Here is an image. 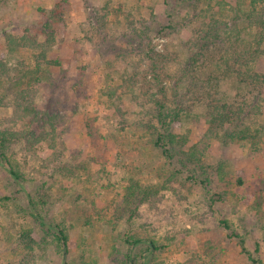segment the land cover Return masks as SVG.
Listing matches in <instances>:
<instances>
[{"label":"rangeland","instance_id":"rangeland-1","mask_svg":"<svg viewBox=\"0 0 264 264\" xmlns=\"http://www.w3.org/2000/svg\"><path fill=\"white\" fill-rule=\"evenodd\" d=\"M105 1L0 0V130L5 133L24 132L29 126L25 119L17 121L21 112L17 94L27 89L21 78L26 71L34 69L38 51L21 47V39L32 37L39 44L43 43L46 36L42 26L50 21L48 13L58 6L57 17L50 21L54 43L47 52V60L58 61L60 66L46 67L41 78L43 83L31 99L37 111L57 119L51 120L55 131L50 133L46 122L30 128L37 137L44 132L50 135L54 147L49 146V137L39 143H34L32 137L27 143L14 142L11 150L16 162L33 181L28 186L30 190L34 191L42 181L53 186L49 208L69 226L67 260L70 264H110L108 253L112 244L106 245L104 239L112 240L116 233L134 227L139 232L141 219H132L131 223L122 221L112 231L105 217L98 218V212H109L107 203L130 177L153 185L172 178L174 190L164 192L162 213L148 220L154 231L147 232L156 240L165 243V236L173 237L165 250L156 254L158 264H185L192 252L205 264H247L235 241H229L219 226L222 218L247 239L250 251L257 243L260 257L264 259V218L258 219L251 208L258 186L264 180V144H260L261 151L253 153L250 145L239 147L212 142L205 156L206 165L215 168L224 163L227 174L233 179L241 178L243 184L232 189L235 197L227 196V200L216 204L214 212L210 213L204 205L207 197L204 190L186 180L192 175L185 171L176 174L158 152L136 151L142 141H136L135 136L140 135V131L133 128L139 121L137 103L143 104L150 95L160 96L158 87L151 86L153 67L148 57L160 68V87L166 91L170 106L173 89L178 96H185L193 78L201 83L209 77L204 68L203 76L189 74L186 61L193 56L192 45L211 15L218 17L222 9L223 14L217 21L227 24L228 28L235 27L242 36L248 33L246 21L230 9L235 8V1L111 0L112 10L116 12L101 21L99 18L105 13L99 9ZM126 14L131 15L130 21H126ZM169 25L173 31L160 35L156 32ZM217 32L221 37L225 34L221 29ZM9 36L18 44L14 50L7 44ZM216 47L221 49L225 45L220 41ZM158 57L161 60H157ZM255 69L264 73L262 58L257 60ZM237 87L220 80L217 90L213 88L217 95L210 94L214 99L232 101ZM139 95L142 101L136 99ZM261 101L256 126L263 133L264 89ZM26 103L29 104V100ZM205 112L201 101L191 108L188 117L172 125L173 133L186 135L189 145L195 144L207 129ZM84 122L97 132L95 140L86 136L82 128ZM130 146L133 149L126 152ZM144 164L149 170L144 169ZM190 170L192 173L195 170V178H203L198 169L190 167ZM8 183L5 169L0 166V264H17L16 234L24 221L17 216L16 208L23 202L2 200L12 196L13 186L8 188ZM60 187L66 192L57 195ZM34 238L38 240L36 235ZM205 241L218 242L222 247V252L214 251L217 259L213 262L202 248ZM46 252L39 264H60L53 247Z\"/></svg>","mask_w":264,"mask_h":264},{"label":"trees","instance_id":"trees-1","mask_svg":"<svg viewBox=\"0 0 264 264\" xmlns=\"http://www.w3.org/2000/svg\"><path fill=\"white\" fill-rule=\"evenodd\" d=\"M234 1L235 8L230 7V9L239 13V19L246 21L248 33H244L245 35L242 36L235 27L228 28L227 24L217 21L220 15L223 14L222 9L220 14H217L218 17L211 15L210 21L204 23L205 28L200 31L199 39L192 45V57L194 58H188L186 61L189 74L198 77L203 76L204 70L202 71V69L204 68L209 77L201 83L193 78L192 82L189 83L185 96H178L175 89H173L174 100L172 99L170 106L167 105L169 102H167L166 91L163 87H160L162 83L158 78V69L160 68L157 67L150 56L148 57L150 65L153 67L152 78L154 83L151 86L158 87L159 90H157L160 96L155 98L154 95H150L146 98L145 104L137 103L140 107L139 121H136L133 126L136 131H140V135L135 136L136 141H142L136 151L139 153L142 150L144 152H158L166 165L175 170L176 174L185 171L190 176L192 175V178L187 176L186 180L197 184L204 190L207 196L204 205L210 213L214 212L216 204L224 203L227 196L235 197L232 189L241 187L243 184L241 178L233 179L232 176L227 174L224 163H219L215 168L206 165L205 156L212 142L238 145L239 147L250 145V150L253 153L261 151L260 144H264V130L262 133L260 128L256 126L261 115V92L264 89V73H260L255 69L259 58L264 61V0ZM110 3L111 0H106L99 9L105 13L99 18L101 21L109 13L116 12V10H112ZM57 9L58 6L48 13L47 20H55ZM125 19L130 21L131 15L126 14ZM203 20L206 19L203 17ZM50 21L45 22L42 26V33L46 36L43 43L39 44L32 37L21 39L23 43L21 47L38 51L34 69L26 71L21 78L27 89L17 94L20 101L18 106L21 107L17 121L21 122L25 119L29 126L24 132L9 133L8 131L5 133L4 130H0V166L4 167L6 177L10 181L8 188L13 186L10 192L12 196L2 198V200L11 201L12 203L17 200L23 202V205L16 208L17 216L22 217L24 221L23 225L18 226L16 234L17 264H39V261L46 256L49 247H53L54 253L58 254L60 264H70L67 260L69 254V226L64 219L55 217L49 208L52 199L50 192L53 186L42 181L34 191L30 190L28 186L33 181L16 162L15 153L11 150L14 142L24 140L27 143L32 137L35 139L34 143L44 142L49 137L51 142L49 146L54 147L50 135L48 136L44 132V135L41 134L37 137L34 132L30 131L32 126L45 125V122L50 133L53 134L55 131V126L52 125L51 120L57 119H51L52 117L48 113L37 111L31 101L35 91L43 83L41 78L46 71V67L60 66L58 61L47 60V52L54 43V32ZM130 24L132 25V22ZM220 26L224 28H219ZM253 27L258 28L257 31L251 30ZM173 29L169 25L160 28L156 32L160 35L166 31H173ZM220 29L225 33L222 37L217 32ZM220 41L225 47L217 49L216 43ZM7 42L12 50L18 47L16 40L10 36L7 37ZM158 59L161 60L160 57ZM199 79L201 81L202 77ZM220 80L227 81L231 86H239L234 88V91L237 89L236 97L232 101L212 98L213 96L210 93L217 95L216 90L219 87ZM75 90L78 91L76 87ZM136 99L142 101L141 95L136 96ZM27 100H29V104L26 103ZM201 101H203L206 110L204 120L207 129L195 144L189 145L188 137L186 135H175L172 131V125L178 123L182 117H188L191 108ZM52 116L57 118L54 115ZM82 128L86 136L95 140L97 132L88 122H84ZM122 146V144H119V147ZM131 148L133 149L131 146L128 147L126 152ZM142 166L145 170H149L147 165ZM190 167L202 172L203 178H195L193 176L195 170L192 173ZM159 169L163 168L160 167ZM72 171L75 172V168H72ZM215 177L217 180H215ZM171 180L170 177L162 183L153 185L150 182L130 177L125 181L124 186L122 185L121 190H115L113 198L107 203L110 207L109 212H98V218L105 217L108 223L107 226L109 228L111 226L112 231L116 230L122 221L131 223L132 219L143 220L140 226L137 227L139 232L134 227L116 233V238H112V240L104 239L106 245L112 244L108 253L110 264H158L156 254L165 250L168 242L173 241V237L165 236V243L156 240L155 236L147 232L150 229L154 231L148 220L156 218L162 213L164 192L174 190ZM61 192H66V189L60 187L56 191L57 195ZM251 208L258 219L264 218V180L258 186V192L254 195ZM85 220L88 222L87 218ZM218 224L226 232V238L229 241H235L240 255L246 260L247 264H264V259L259 254L260 246L257 243L250 251L247 247V239L240 236L226 219H220ZM34 235L37 236L38 240L34 238ZM202 248L205 254L209 253L208 258L212 262L217 259L214 251L222 252V247L220 248L218 242L205 241ZM185 264H205V262L200 256L194 255L192 252Z\"/></svg>","mask_w":264,"mask_h":264}]
</instances>
